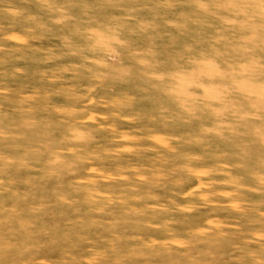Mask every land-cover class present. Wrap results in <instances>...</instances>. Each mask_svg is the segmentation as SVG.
<instances>
[{
    "label": "clouds",
    "instance_id": "obj_1",
    "mask_svg": "<svg viewBox=\"0 0 264 264\" xmlns=\"http://www.w3.org/2000/svg\"><path fill=\"white\" fill-rule=\"evenodd\" d=\"M37 2L27 34L3 39L28 47L56 32L77 62L42 73V90L0 82V107L11 106L0 111V264H264V200L248 199L264 197V0ZM161 30L182 38L167 54ZM108 81L152 94L158 127L120 130L116 120L141 117L126 114L134 96L95 95ZM177 124L195 135L165 131ZM100 130L111 147L95 146ZM211 140L227 148L215 164L178 151Z\"/></svg>",
    "mask_w": 264,
    "mask_h": 264
},
{
    "label": "rangeland",
    "instance_id": "obj_2",
    "mask_svg": "<svg viewBox=\"0 0 264 264\" xmlns=\"http://www.w3.org/2000/svg\"><path fill=\"white\" fill-rule=\"evenodd\" d=\"M9 7L13 10H20L23 15H9L4 11L5 8ZM29 15L42 17L37 0H0V45L6 49L22 48L21 51L0 52V82L14 91L30 92L34 89H45L49 87V85L48 82L42 78V73H51L58 67L77 62V57L62 54L61 41L58 39V33L56 32L45 34L42 39L30 40L28 42V47H23L12 41L3 39L6 35L27 34L26 30L32 27L30 23L25 22V17ZM181 39L182 38L172 33L161 30L156 35L155 43L162 54H167L178 46ZM49 49L53 50V53H55L58 58L46 60L45 55ZM15 69H22L23 71L17 73ZM208 69L210 73L218 71L216 66L212 63L208 64ZM124 94L135 97L131 107L126 109V114L138 115L141 119L134 122L116 120L115 123L120 130L127 131L134 135H140L147 134L149 129L158 127L148 119L156 110L157 105L155 97L152 94L138 91L136 83L119 84L108 81L98 88L95 93L98 98H111ZM51 100L56 104H63L65 102L62 95L53 96ZM10 110L11 106L7 103H3L2 107H0V111L8 112ZM100 111L106 110L100 109ZM196 129L197 125L195 124H177L170 126L165 131L171 135H179L188 138L195 135ZM95 137L96 147L104 148L112 146L113 137L109 132L104 130L97 131ZM226 150L227 148L224 144L215 140H211L204 145L181 144L178 148L180 153L200 154L203 157L202 162L208 165L217 163L216 157ZM162 195H169L168 190L164 189ZM248 199L255 204L264 200V197L249 194ZM217 211L222 218L231 219L223 210ZM206 214L207 210H202L197 216L186 218V223L191 224L199 222ZM48 222L50 223L51 221ZM176 244L179 246V242H176ZM229 251L230 244L226 241L221 248V254L227 256ZM46 252L51 258H56L59 255L57 246H50ZM161 260H167V257L156 258L155 264H160Z\"/></svg>",
    "mask_w": 264,
    "mask_h": 264
}]
</instances>
